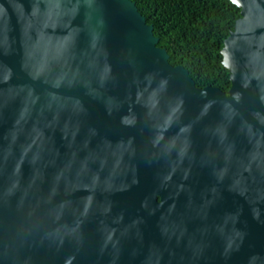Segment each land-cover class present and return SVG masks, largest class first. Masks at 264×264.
Returning a JSON list of instances; mask_svg holds the SVG:
<instances>
[{"label":"water","instance_id":"1","mask_svg":"<svg viewBox=\"0 0 264 264\" xmlns=\"http://www.w3.org/2000/svg\"><path fill=\"white\" fill-rule=\"evenodd\" d=\"M173 65L133 0H0V264H264V0Z\"/></svg>","mask_w":264,"mask_h":264},{"label":"trees","instance_id":"2","mask_svg":"<svg viewBox=\"0 0 264 264\" xmlns=\"http://www.w3.org/2000/svg\"><path fill=\"white\" fill-rule=\"evenodd\" d=\"M154 26L173 65H184L197 86L231 88L221 51L241 9L230 0H133Z\"/></svg>","mask_w":264,"mask_h":264}]
</instances>
